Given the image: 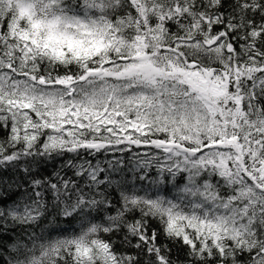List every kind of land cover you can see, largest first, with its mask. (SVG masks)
Wrapping results in <instances>:
<instances>
[{
  "label": "snow or ice",
  "instance_id": "obj_1",
  "mask_svg": "<svg viewBox=\"0 0 264 264\" xmlns=\"http://www.w3.org/2000/svg\"><path fill=\"white\" fill-rule=\"evenodd\" d=\"M0 264H264V0H0Z\"/></svg>",
  "mask_w": 264,
  "mask_h": 264
}]
</instances>
